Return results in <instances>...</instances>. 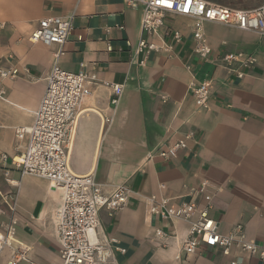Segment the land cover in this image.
<instances>
[{
  "label": "crops",
  "instance_id": "obj_1",
  "mask_svg": "<svg viewBox=\"0 0 264 264\" xmlns=\"http://www.w3.org/2000/svg\"><path fill=\"white\" fill-rule=\"evenodd\" d=\"M142 11L141 3L130 6L126 0H0V68L19 71L0 78V153L15 156L24 150L26 138L16 130L32 123L54 62L57 46L31 43L30 32L41 18L72 15L59 67L94 72L99 81L124 89L114 105L111 89L90 86L67 150L74 174L93 173L108 190L117 184L130 187L120 210L98 212L97 239L116 238L125 251L103 264H224L228 256L217 249L185 255L180 247L189 221L151 214L148 197L164 196L173 203L191 199L199 207L210 203L221 232L240 224L246 238L264 245V36L205 22L211 52L203 60L194 52L193 20L165 13L158 37L149 39L162 45L160 36L174 28L182 41L171 49L135 54ZM226 53L252 55L255 63L242 67L223 60ZM191 82L207 84V108L195 103ZM179 139L185 147L175 155L154 152L147 158V152ZM6 166L14 183L0 168V233L14 216L11 247L27 248L26 259L16 264L58 263L60 191L44 178L21 176L16 167ZM10 252L4 246L0 264H9ZM250 264L264 261L251 258Z\"/></svg>",
  "mask_w": 264,
  "mask_h": 264
},
{
  "label": "built area",
  "instance_id": "obj_2",
  "mask_svg": "<svg viewBox=\"0 0 264 264\" xmlns=\"http://www.w3.org/2000/svg\"><path fill=\"white\" fill-rule=\"evenodd\" d=\"M130 6L142 4L143 11L140 20L141 37L138 39L135 54L158 52L162 48H172V44L182 41V34L178 29H169L160 36L164 44H158L151 36L157 38L159 29L164 25L165 13H175L190 17L193 20L192 38L194 52L201 59L206 60L211 47L203 32L205 22L226 25L235 29L255 32L264 36V3L254 8L232 7L209 0H126ZM171 4V7L167 5ZM71 16H49L37 21V25L28 36L31 43L40 42L44 45H55L52 52L54 62L46 76L45 89L40 102L33 114V121L27 127L16 130L19 138H26V145L20 154L9 156L0 153V168L9 183L8 163L16 167L20 175H33L44 178L52 189L61 193L60 205L55 211L56 232L58 239V257L56 264H103L113 263L114 253H125L117 245L116 238L99 241L96 230L100 224L98 212L105 209L113 215L127 204L130 187L117 184L112 189H104L94 174L76 175L69 170L67 150L73 140L80 103L90 95V86L94 83L112 90L111 103L116 104L123 93V85L107 81H99L96 73L83 69L69 72L59 67V57L62 46L72 28ZM170 39V43L165 41ZM164 46V47H163ZM223 60L240 63L249 68L255 63L252 55L243 53H226ZM143 60L140 61V64ZM18 68L9 70L0 68V78H10L18 74ZM239 78L241 71L236 72ZM190 91L195 103L201 108L208 107L209 91L205 82H191ZM189 138V135H185ZM185 147V140L179 139L171 147H160L147 152V158L157 153L167 158L176 154L178 149ZM155 152V153H154ZM2 164V165H1ZM202 187L200 192H202ZM149 211L163 219L187 220L189 226L187 236L181 244L185 255L195 254L201 249H217L228 260L224 264H250V259L264 261V245L256 243L245 236L243 227L236 224L230 233H223L218 229V220L211 215L210 203L199 207L195 200H179L173 203L169 198L161 196L148 197ZM15 201L12 200L10 210H14ZM16 218L11 216L4 232L0 233V252L4 246L11 248L9 264H16L26 259L27 248L11 247L13 225ZM159 237L164 236L161 230H156Z\"/></svg>",
  "mask_w": 264,
  "mask_h": 264
},
{
  "label": "rangeland",
  "instance_id": "obj_3",
  "mask_svg": "<svg viewBox=\"0 0 264 264\" xmlns=\"http://www.w3.org/2000/svg\"><path fill=\"white\" fill-rule=\"evenodd\" d=\"M215 3H219V4H225V5H229L232 7H242V8H254L256 6L261 5L262 3H264V0H209Z\"/></svg>",
  "mask_w": 264,
  "mask_h": 264
},
{
  "label": "snow or ice",
  "instance_id": "obj_4",
  "mask_svg": "<svg viewBox=\"0 0 264 264\" xmlns=\"http://www.w3.org/2000/svg\"><path fill=\"white\" fill-rule=\"evenodd\" d=\"M167 6H168V7H171V4H168Z\"/></svg>",
  "mask_w": 264,
  "mask_h": 264
}]
</instances>
